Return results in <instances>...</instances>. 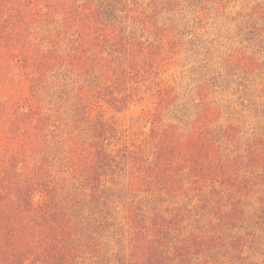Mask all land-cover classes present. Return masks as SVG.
Returning <instances> with one entry per match:
<instances>
[{"label":"rangeland","instance_id":"obj_1","mask_svg":"<svg viewBox=\"0 0 264 264\" xmlns=\"http://www.w3.org/2000/svg\"><path fill=\"white\" fill-rule=\"evenodd\" d=\"M0 192L57 264H264V0H0Z\"/></svg>","mask_w":264,"mask_h":264},{"label":"trees","instance_id":"obj_2","mask_svg":"<svg viewBox=\"0 0 264 264\" xmlns=\"http://www.w3.org/2000/svg\"><path fill=\"white\" fill-rule=\"evenodd\" d=\"M22 201H14L18 205L11 209L0 192V264H26L28 257L23 256V250L28 255H36L34 264H57L62 258L61 252L67 255L73 250L70 239L73 240L76 234V220L69 217L70 220L65 217L48 218L50 214L43 212L48 211L43 207L37 209L41 211L43 218L36 221L32 214V201L29 199L25 204L26 210L21 207ZM54 209L57 211L58 208ZM42 235H45L46 241ZM66 239L70 243L65 242ZM56 242L63 243L58 251L53 253ZM34 244L38 246L35 247Z\"/></svg>","mask_w":264,"mask_h":264}]
</instances>
